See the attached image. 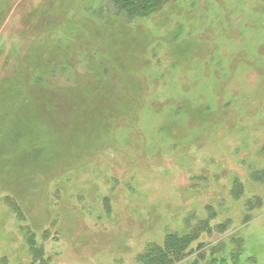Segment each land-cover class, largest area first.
Returning a JSON list of instances; mask_svg holds the SVG:
<instances>
[{
    "label": "rangeland",
    "instance_id": "obj_1",
    "mask_svg": "<svg viewBox=\"0 0 264 264\" xmlns=\"http://www.w3.org/2000/svg\"><path fill=\"white\" fill-rule=\"evenodd\" d=\"M151 1L0 0V264H264V0Z\"/></svg>",
    "mask_w": 264,
    "mask_h": 264
},
{
    "label": "trees",
    "instance_id": "obj_2",
    "mask_svg": "<svg viewBox=\"0 0 264 264\" xmlns=\"http://www.w3.org/2000/svg\"><path fill=\"white\" fill-rule=\"evenodd\" d=\"M205 223L208 224V222L203 221L199 224L198 227L192 229L187 233H172L170 235H167L162 244L151 245L146 249L144 253L139 256L140 264H185L186 260L189 258V253L191 254L190 246L199 238L201 230L202 232L209 231V226ZM225 227V225H222L218 228L220 231H224ZM231 257L232 258L230 259L232 264H238L240 255L236 254L232 255ZM207 264L228 263L225 258L221 257L212 258Z\"/></svg>",
    "mask_w": 264,
    "mask_h": 264
},
{
    "label": "bare ground",
    "instance_id": "obj_3",
    "mask_svg": "<svg viewBox=\"0 0 264 264\" xmlns=\"http://www.w3.org/2000/svg\"><path fill=\"white\" fill-rule=\"evenodd\" d=\"M103 96V95H102ZM107 96H109V95H107L106 93H105V95H104V98L106 97V98H108ZM111 96V95H110ZM61 100H63V99H61ZM66 104H68V100L67 99H64L63 100V103H61L60 105H66ZM44 127H45V129L48 131V132H52V130L56 127V125L54 124V122L53 121H47L46 123H44Z\"/></svg>",
    "mask_w": 264,
    "mask_h": 264
}]
</instances>
